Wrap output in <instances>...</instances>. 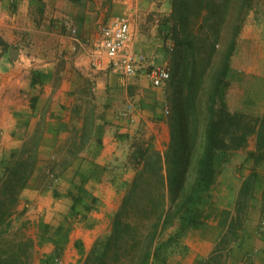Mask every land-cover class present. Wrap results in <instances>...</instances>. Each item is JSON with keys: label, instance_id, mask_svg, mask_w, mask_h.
Segmentation results:
<instances>
[{"label": "crops", "instance_id": "crops-1", "mask_svg": "<svg viewBox=\"0 0 264 264\" xmlns=\"http://www.w3.org/2000/svg\"><path fill=\"white\" fill-rule=\"evenodd\" d=\"M165 5L167 0H0V135H90L61 176L67 188L81 187L82 204L93 207L67 229L53 228L51 239L38 245L50 254L60 244L61 264H77L81 250L88 253L109 233L147 155L156 152L163 159L170 143L165 90L152 86L143 73L120 77L94 66L99 28L113 17L129 19L136 49L166 66L169 54L158 34L162 16L170 11ZM257 15L253 20L264 23ZM248 30L243 27L239 42ZM230 68L225 101L235 110L231 96L240 99L243 73L232 63ZM129 100L135 105L132 115H120ZM235 172L221 183L231 190L216 217L203 229L187 231L168 253L167 264H264V169L257 172L255 202L230 233L237 218L235 200L249 169Z\"/></svg>", "mask_w": 264, "mask_h": 264}, {"label": "trees", "instance_id": "trees-1", "mask_svg": "<svg viewBox=\"0 0 264 264\" xmlns=\"http://www.w3.org/2000/svg\"><path fill=\"white\" fill-rule=\"evenodd\" d=\"M167 1L170 2L171 9L167 16L161 18L158 34L162 35L163 44L167 37L173 42L171 50H167L170 78L165 90L171 129L170 143L163 159L156 152L147 155L144 165L135 175L121 206L112 218L109 233L93 243L89 252L79 259L80 264L155 263L166 250V245L174 241V237H170L166 242L156 245L160 231L173 224L175 217L178 218V230L175 233L177 238L200 225L204 193L214 182L220 156L225 155L228 150L244 147L251 133L257 134V150L264 149V117L246 120L242 113L231 112L225 101L230 59L241 19L236 20L232 36L225 44L211 78L207 74L215 61V40L204 42L193 28L196 21H191V15L196 20L206 21L214 14L215 24H218L222 20V13L228 9L230 0ZM251 2L252 0H243L241 10L244 9L246 13ZM202 47L206 50L205 57H201ZM206 82L209 86L207 99L202 101L200 95L205 90ZM202 103L205 104L207 113L203 120L197 116ZM201 122H205V128ZM199 146L201 152L198 156L196 152ZM249 154L255 155L254 152ZM194 164L196 168H193ZM18 168L20 166H14L11 161L5 169L16 175ZM191 175H194L192 181ZM250 182L255 185L254 188H258L259 177L255 171L246 178L241 189ZM24 185L25 181L15 188L11 181L5 182L0 187V197L3 198L0 200L9 197L10 206H14ZM80 192L81 187L77 185L67 189L66 195L71 202L66 217L70 222L79 215L84 216L83 211L93 207L92 203L82 204ZM54 195L59 196L56 191ZM3 204L0 201V225L11 212L9 205L4 208ZM130 210H148L152 216L148 218H151L149 224L140 223L139 226L128 215ZM141 227L148 231L142 233ZM64 229L67 227L59 224L54 231ZM51 231L47 225L42 224L37 244L50 240ZM4 238L0 234V264H27L26 252L22 251L21 243L15 249L14 244ZM77 247L79 248L78 243ZM61 249V245L55 243L52 253L40 256V264H58ZM82 253L81 250V256Z\"/></svg>", "mask_w": 264, "mask_h": 264}, {"label": "rangeland", "instance_id": "rangeland-1", "mask_svg": "<svg viewBox=\"0 0 264 264\" xmlns=\"http://www.w3.org/2000/svg\"><path fill=\"white\" fill-rule=\"evenodd\" d=\"M242 1L243 0H230L227 5L228 9H225L222 13V20L221 22L218 21V24H215L216 18L214 14L206 21L203 19L196 20L195 16L191 15V21H196L193 28L198 34V37L204 42L206 40H215V61L212 65L213 68H211L207 74V77L211 78L214 74L213 71H215L214 66L216 65L217 67L225 49V44L232 36L236 20L239 18L241 19L240 28L238 29V34L235 39V48L230 59V67L232 63L238 70L240 69L237 73L240 75L243 73L244 89L243 93L240 94V99H238L239 97L236 94L231 96V102L237 105V108L230 111L240 112L242 115H245L246 120L251 121L254 120L255 117H264V77L261 78L256 75V73L259 72L264 73V42H262L261 35L263 32L262 28L264 27L260 26V24L263 25L264 23L262 21L256 22L252 18L255 12L258 14V17H264V0H252L251 7L246 13L244 9L241 10L243 5ZM165 7L166 9H171L170 2L167 1V5H165L164 8ZM164 12L166 13L168 11L166 10ZM246 25L249 26V30L241 39L242 41L239 42V34ZM211 35L214 36L212 37ZM159 36L160 38L162 37L161 34ZM208 37H210V39H207ZM164 41V48L170 51L173 42L169 37ZM239 49L240 52H235V50L239 51ZM205 54L206 50L202 47L201 57H205ZM166 66L170 71L168 61ZM117 75L122 77V75ZM230 77L231 68L229 73V85L231 84ZM207 82L205 90L202 91L200 95L202 101H206L207 99L209 87ZM166 88L167 84L163 87V90H166ZM205 110V104L202 103L201 108L197 112V116L202 118V120L207 115ZM201 124H203V128H205V122H201ZM88 128L89 125H87V129ZM87 134L88 133H86V135H48L49 138L47 139L43 138L44 135H0V187L8 181H11L14 187H19V185L25 181V185L19 191V196L14 206H10L9 197L0 200L4 202V208L9 205L11 209L10 214L5 216V221L0 225V234L4 235L6 241H11L15 249H18L17 244L21 243L22 251L25 250L26 252L27 264H40L39 258L41 254H43L44 249L38 246L37 242L41 234L42 224L47 225L49 231H51L59 224L67 226L70 223L69 219L65 222L66 217H63L67 214L64 212H66L71 199L66 195L68 188L64 181H66L67 178L61 176V173L68 166L69 162L77 158V152L87 144L89 140L88 137L90 136ZM256 135V133H251L244 147L228 150L225 155L220 156L217 162L214 182L204 193L205 199L202 204L203 214L200 219L201 223L197 227L189 230L203 229L209 220H211L212 216L216 217L220 207L227 202V193L231 190L229 188H223L221 183L227 179H233L236 168L240 170L249 169L243 182L253 171L262 173L264 169V149H262V151L257 150ZM200 152L201 146L197 149L196 155L199 156ZM250 152H254L255 155L251 156L249 154ZM11 161L14 166H20V169L18 168V174L16 175L5 169ZM193 168H196L195 164ZM258 177H260L259 174ZM193 178L194 175H191L190 181H192ZM241 188L235 200L237 218L229 229L230 233L240 226V217H242L245 211L255 202L254 194L257 191H255L254 185L250 182L244 189ZM54 191H56L59 196L56 197ZM261 194L262 197H264V193ZM0 199L3 198L0 197ZM128 215L133 221L138 223L139 226L140 223L148 225L151 219L148 218L152 217L148 210L145 212L130 210ZM177 230L178 218L175 217L173 224L168 225L163 231H160L161 233L159 234L156 245L166 242L170 237H174V241L166 245V250L164 249L161 253L160 259L153 264H167L168 253L180 242V238H177L175 235ZM141 231L144 233L148 231V229L141 227ZM5 247L4 245V248ZM1 253L2 250L0 249V254ZM84 255L80 256L79 259H82ZM218 261H220L219 257L215 259V262ZM58 264L61 263L58 261ZM77 264H80L79 260Z\"/></svg>", "mask_w": 264, "mask_h": 264}, {"label": "built area", "instance_id": "built-area-1", "mask_svg": "<svg viewBox=\"0 0 264 264\" xmlns=\"http://www.w3.org/2000/svg\"><path fill=\"white\" fill-rule=\"evenodd\" d=\"M100 41L94 51V66L98 70L109 69L116 74L136 76L143 73L149 83L163 88L170 71L165 65L155 64L148 55L135 47V35L130 20L124 17H113L100 28ZM106 59L102 62L101 56ZM135 109L133 101L125 103L120 115L130 117Z\"/></svg>", "mask_w": 264, "mask_h": 264}]
</instances>
